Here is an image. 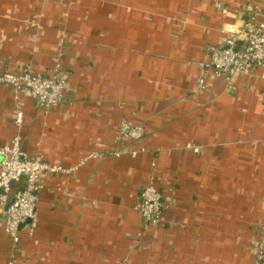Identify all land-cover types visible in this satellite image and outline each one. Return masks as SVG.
<instances>
[{
	"label": "crops",
	"instance_id": "1",
	"mask_svg": "<svg viewBox=\"0 0 264 264\" xmlns=\"http://www.w3.org/2000/svg\"><path fill=\"white\" fill-rule=\"evenodd\" d=\"M262 0H0V74L61 63L66 100L48 113L0 85V147L22 136L45 174L38 224L15 264H255L264 229V70L197 83L207 48ZM22 110L18 130L16 113ZM123 122L146 136L114 157ZM1 159V157H0ZM153 183L162 223L135 209ZM12 242L0 206V264Z\"/></svg>",
	"mask_w": 264,
	"mask_h": 264
},
{
	"label": "built area",
	"instance_id": "2",
	"mask_svg": "<svg viewBox=\"0 0 264 264\" xmlns=\"http://www.w3.org/2000/svg\"><path fill=\"white\" fill-rule=\"evenodd\" d=\"M208 61L197 89L203 90L210 77L231 80L238 76L255 74L264 70V0L259 8L251 10L242 27L233 32L224 44L207 48ZM12 86L17 99L21 96L34 99L44 113L66 100L65 88L68 77L61 63H57L49 74H36L30 68L20 73L0 74V85ZM22 110L16 113L15 124L23 125ZM146 136L141 125L123 122L117 141L125 147L112 153L114 157L125 154L136 155L138 150L127 144L138 143ZM22 136L18 132L12 142L0 147V206L3 209L6 232L12 242V254L8 264H15L16 253L21 244L22 226L32 234L38 224V201L44 188L45 174L67 173L61 165L41 158L29 159L22 152ZM135 209L141 215L144 227L156 228L162 223L166 202L161 191L153 184L144 186ZM255 264H264V229L252 243Z\"/></svg>",
	"mask_w": 264,
	"mask_h": 264
},
{
	"label": "water",
	"instance_id": "3",
	"mask_svg": "<svg viewBox=\"0 0 264 264\" xmlns=\"http://www.w3.org/2000/svg\"><path fill=\"white\" fill-rule=\"evenodd\" d=\"M27 225V224H26ZM26 225H23L22 228H24Z\"/></svg>",
	"mask_w": 264,
	"mask_h": 264
}]
</instances>
